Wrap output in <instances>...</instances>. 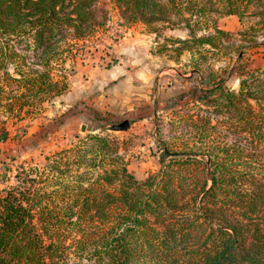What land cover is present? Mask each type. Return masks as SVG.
Here are the masks:
<instances>
[{
	"label": "trees",
	"instance_id": "16d2710c",
	"mask_svg": "<svg viewBox=\"0 0 264 264\" xmlns=\"http://www.w3.org/2000/svg\"><path fill=\"white\" fill-rule=\"evenodd\" d=\"M99 1L0 0V92L15 84L4 98L9 112L20 117L35 108L33 99L59 94L50 65L75 58L67 41L95 33ZM242 1L108 0L147 26L172 24L174 14L188 21L222 2V14L240 19ZM13 40L44 68L14 63L23 55L8 49ZM191 40L209 44L211 37ZM241 72L236 89L211 71L206 85L170 102L195 117L186 114L181 138L157 143L161 166L142 179L109 134L21 161L0 189V264H264V69Z\"/></svg>",
	"mask_w": 264,
	"mask_h": 264
},
{
	"label": "rangeland",
	"instance_id": "374dc122",
	"mask_svg": "<svg viewBox=\"0 0 264 264\" xmlns=\"http://www.w3.org/2000/svg\"><path fill=\"white\" fill-rule=\"evenodd\" d=\"M244 1L238 4L244 12L240 19L222 14L226 5L222 2L188 21L174 14L172 24L147 26L128 15L123 17L108 0H100L103 12L98 13L95 33L75 44L67 41L75 58L55 59L50 65V78L58 81L55 88L60 87L59 94L33 99L35 108L21 111L19 117L8 111L9 101L4 99L14 94L15 84L1 89L0 189L9 184L21 161H42L46 154L93 133L118 139L119 152L138 179L157 171L162 159L157 143L172 142L186 134V114H195L181 101L172 106L175 97L206 85L203 82L211 71H219L225 85L236 89L243 69H264V13H259L264 0ZM195 34L210 36L209 44L192 43ZM9 45L8 49L23 55L14 63L44 68L25 43L13 40ZM7 68L12 72V65ZM109 68L114 69L111 75ZM102 95L109 98L108 103ZM171 108L177 116L169 113ZM124 119L130 122L128 129L109 128Z\"/></svg>",
	"mask_w": 264,
	"mask_h": 264
},
{
	"label": "water",
	"instance_id": "95a60500",
	"mask_svg": "<svg viewBox=\"0 0 264 264\" xmlns=\"http://www.w3.org/2000/svg\"><path fill=\"white\" fill-rule=\"evenodd\" d=\"M130 126V122L128 119H124L119 123L112 124L109 126V128L113 131H120V130H126Z\"/></svg>",
	"mask_w": 264,
	"mask_h": 264
},
{
	"label": "crops",
	"instance_id": "0c3cea01",
	"mask_svg": "<svg viewBox=\"0 0 264 264\" xmlns=\"http://www.w3.org/2000/svg\"><path fill=\"white\" fill-rule=\"evenodd\" d=\"M114 71V69H112V68H109L108 69V74L109 75H111V72H113ZM107 72V71H106ZM103 96V98H102V100L104 101V100H106L107 101V103H108V101H109V98L107 97H104L105 95H102ZM106 104V103H105ZM107 108H111V107H109V106H107Z\"/></svg>",
	"mask_w": 264,
	"mask_h": 264
}]
</instances>
